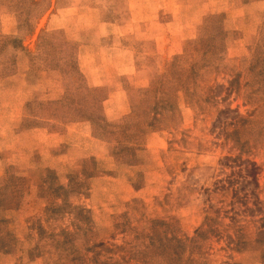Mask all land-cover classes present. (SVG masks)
<instances>
[{
    "label": "rangeland",
    "instance_id": "rangeland-1",
    "mask_svg": "<svg viewBox=\"0 0 264 264\" xmlns=\"http://www.w3.org/2000/svg\"><path fill=\"white\" fill-rule=\"evenodd\" d=\"M0 264H264V0H0Z\"/></svg>",
    "mask_w": 264,
    "mask_h": 264
},
{
    "label": "trees",
    "instance_id": "trees-1",
    "mask_svg": "<svg viewBox=\"0 0 264 264\" xmlns=\"http://www.w3.org/2000/svg\"><path fill=\"white\" fill-rule=\"evenodd\" d=\"M251 164V168H250V171H249V176H251V177H253V179H256V177H257V175H258V173H257V169H258V167H257V165H256V163H250Z\"/></svg>",
    "mask_w": 264,
    "mask_h": 264
}]
</instances>
